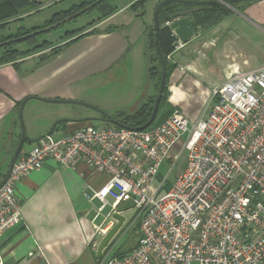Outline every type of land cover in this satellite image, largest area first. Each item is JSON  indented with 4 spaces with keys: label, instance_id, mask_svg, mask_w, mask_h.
Instances as JSON below:
<instances>
[{
    "label": "built area",
    "instance_id": "built-area-1",
    "mask_svg": "<svg viewBox=\"0 0 264 264\" xmlns=\"http://www.w3.org/2000/svg\"><path fill=\"white\" fill-rule=\"evenodd\" d=\"M183 153L184 168L167 188V177L157 179L160 167L172 161L170 173ZM47 160L82 164L105 178L91 196L98 214L109 203L112 209L94 227L99 241L114 226L117 206L133 203L136 246L117 255L112 240L98 264H264V67L229 73L194 122L176 111L141 131L84 123L37 139L0 187V240L21 223L17 184Z\"/></svg>",
    "mask_w": 264,
    "mask_h": 264
},
{
    "label": "crops",
    "instance_id": "crops-1",
    "mask_svg": "<svg viewBox=\"0 0 264 264\" xmlns=\"http://www.w3.org/2000/svg\"><path fill=\"white\" fill-rule=\"evenodd\" d=\"M158 1L155 0V6ZM116 13L48 59L42 61L32 54L17 65H0V181L8 171L20 138L18 108L23 100H26L22 113L28 141L21 151L27 152L37 139L49 135L55 124L53 137L84 124L73 123L66 111L57 106L68 103H53V100L84 102L105 110L104 102L92 100L88 92L117 84L134 87L129 103H121L110 113L116 117L119 112L131 114L146 99V30L136 39L130 25L115 18ZM241 18L262 35L255 51L264 50V0L244 3ZM217 29L202 42L190 40L179 52L183 58L178 63L184 69H178L172 80L171 86H179L173 88L177 92V99L172 97L174 104L184 101L185 106L195 110L202 96H208L209 91L204 93L203 86H219L233 71L250 72L264 67V64L251 67L246 60L241 64H218L209 58L206 52L216 47V41L233 36L230 29L228 33L226 28ZM198 116L195 112L186 113L191 122ZM94 120L107 123L101 118ZM104 180L101 174L82 164L71 169L50 160L40 170L31 172L16 186L21 223L0 240L3 264H98L96 252L100 241L94 227L102 223L96 224L91 205L100 202L91 200V196L92 190H97Z\"/></svg>",
    "mask_w": 264,
    "mask_h": 264
},
{
    "label": "rangeland",
    "instance_id": "rangeland-1",
    "mask_svg": "<svg viewBox=\"0 0 264 264\" xmlns=\"http://www.w3.org/2000/svg\"><path fill=\"white\" fill-rule=\"evenodd\" d=\"M38 1L43 5L42 6L43 8L41 7L39 11H34L35 9L31 10L32 11L31 15L23 16L22 18L17 17L14 19H10L8 21H5V23H2L3 25H0V43L6 42L3 41L5 38L17 34L18 32L21 33L27 30L32 33L36 30L47 27L48 25L50 26L54 23H57L63 20L64 18L83 9L84 7L87 6V4H90L95 0H38ZM137 1L138 0H109L107 4L110 7L109 10L107 11H105L104 8H103L104 10L98 9V6L104 3L105 2L104 1L98 4L97 6H95L94 8H92L91 10L78 16L77 18L61 25L60 27L52 29L46 33L31 38V43L29 41L24 40L23 42L18 44L16 48L18 51L20 50L22 52H26L32 50L34 47L39 49L43 46L42 51L38 50V52H36L37 56H40L45 52L49 53L51 51V50L49 51V49L51 48L54 49L57 46H59L60 42L67 40L71 35L70 33H75V32L77 33V31L86 32L87 30H89V28H93L96 24L102 22L103 20H106V18H108L109 15L110 16L112 15V12L114 14L118 10L120 11L116 13L117 17L115 18H117L118 20H124L125 23L130 25L129 28L132 30V32L135 33V38L136 39L140 38L142 36V31H144L146 27L151 28L153 26V12L155 8V0H148L145 3L144 7L139 6L136 7L135 9H132L131 8L132 5L133 4L135 5ZM227 8L230 10V14L228 16L224 17L221 21H219L214 27L210 29L205 30L203 28L201 29L197 28L194 31L191 41L193 40L195 43L202 42V40L205 39L204 37H206L208 33L214 31L216 28H218L217 30L226 28L227 33H228V29H230L232 31L233 36L229 37V40H225L227 37H223L224 39L221 40L220 42L217 43L216 41L215 42L216 47L209 48V50L206 52L208 57L212 58L218 64H223L225 62H227V64L228 62L229 63L236 62L238 64H241L243 60H246L251 67H257L259 65H263L264 50L261 49L255 51V45L257 47L258 42L262 40V35L258 33L255 29H253L249 24H247L241 18L242 12L237 11L236 9H234L232 6L229 5H227ZM108 13L111 14L105 15ZM132 20H135V22H133ZM110 23L115 24V21H111ZM67 32L70 33L67 35ZM23 36L20 37L18 36L14 39H19ZM174 38L176 39V41L173 45V50L170 54L166 56L168 65L171 67V69L169 70V75L166 82L167 86H165V90L163 93V104L164 103L169 104L172 107V111L167 116L158 113L155 118L156 122H162L166 120L170 115H172L176 111L182 113L185 116L187 112L188 113L195 112L197 116L202 112L205 106L206 99L208 98V96L207 97L205 95L202 96L203 98H201L199 102L196 103L195 110L192 107L185 106V104L183 103L184 101L174 104L173 101L177 99V92L173 88H177L179 86H171L172 80H174L175 76L178 75L177 72L178 69L181 70L184 69L178 63V59L183 58V55L180 56L178 54L184 49V45L183 47H180L177 38L176 37ZM43 41H45L48 44L46 43L43 44L42 43ZM47 45H49L50 47L46 48ZM149 54H150L149 51H147V55ZM9 58L12 59L14 58V56H10ZM226 68H227L226 70H228L229 67ZM156 69L157 71L155 73V76L152 79L147 78L148 81L146 86L147 96L146 99L142 102V104L144 102L147 104L146 111L148 112H150L151 108L153 107L154 98L156 96L157 88L160 81V78H158L159 77L158 66ZM203 87L205 88L204 93L207 91H209L210 93L212 88L216 86H203ZM141 90L143 89L141 88ZM133 92H134V87L122 86L121 84L100 86L98 89L88 92V95L91 97L92 100L95 99L97 101L104 102L105 110L101 109V107L92 106V105L90 106L84 104V102L82 103L78 101H74L75 103L69 105H57V106L61 107V109L66 111L65 115L71 120H73L74 121L73 123L83 122L85 124H90L92 126L100 127V126H104V123L99 122L100 120H94L97 118L102 119V116L99 113V111L101 112L105 111L104 113L110 115L113 109L120 107L121 103L128 104ZM173 96L175 97V100H172ZM138 107L136 108V110L138 109ZM125 111H127V108L125 109ZM123 113L127 114L126 112ZM88 117H93L94 119L86 120ZM22 120L25 128L26 126L23 118V113H22ZM182 138L183 139H181L172 148L171 151L172 156L175 153L180 152L181 147L183 145V141L186 138V134H184ZM185 157L186 154L183 153L180 157V160L174 166L173 170L170 173H169V168L170 165H172V161L164 162L160 167V171L157 179L159 180L161 178L167 177V186L171 184L175 179V176L181 170H183L185 165ZM100 205L101 204H99L98 202H94L91 205V210H93L92 215L93 216L96 215L97 217L96 224L98 225H101V223L103 224L105 218L109 215V213L112 210L109 203L103 209L101 214H98L96 211L97 208L100 207ZM124 218H125L124 225L115 235L116 238L114 237L115 238L113 242L114 252L115 251L123 252L127 248H131L136 240L135 237L137 233L138 223L137 220L134 219V210H129L125 212Z\"/></svg>",
    "mask_w": 264,
    "mask_h": 264
},
{
    "label": "trees",
    "instance_id": "trees-1",
    "mask_svg": "<svg viewBox=\"0 0 264 264\" xmlns=\"http://www.w3.org/2000/svg\"><path fill=\"white\" fill-rule=\"evenodd\" d=\"M108 1L109 0L100 4L98 6V9L104 8L105 11L109 10L110 6H108V4H107ZM147 1L148 0H138L137 3H135V5L133 4L131 8L135 9L136 7H139V6L144 7V5ZM250 3H252V2H247L246 4H250ZM42 6L43 5L38 0H0V25H3L2 23H5V21H8L10 19H14L17 17L22 18L23 16L31 15V12H32L31 10L35 9L34 11H39V9ZM83 6H86V5H83ZM230 6H232L237 11L242 12L243 8H244V3L243 4H239V3L232 4ZM109 14H111V13H108L105 15H109ZM112 14H113V12H112ZM229 14H230V10L227 8V6L220 4V3L214 4V5H209V6H202V7H190V6L180 5V4H169V5L164 6L159 11V13H158L159 48H160V52H161V54L165 60V75H166L165 86H167L166 82H167V78L169 75V70L171 69V67L168 65L166 56L172 52L173 45L176 41V39L173 36V32L170 30L169 27L165 26V23L166 22H172L175 19L187 16V15H192L193 19H194V22H193L194 31L197 28H200V29L203 28V29L207 30V29L214 27L219 21H221L224 17L228 16ZM89 29H91V28H89ZM145 30H146V40H147L146 41V43H147L146 44V51L144 53V58H145V63H146V78L152 79L155 76V73L157 71V69H156L157 66H158V72H159L158 78H160V65H159V61H158V58H157L156 53H155V46H154V35H155L154 27L153 26L151 28L146 27ZM92 31L93 30H90L89 32H92ZM18 33L14 34L12 36H8L3 41H9V40H12L18 36L20 37V36H23V35L31 33V32L25 30L21 33L20 32H18ZM69 33H67V35ZM86 33H88V32H86ZM86 33L83 31H80V32L77 31V33L76 32L70 33L71 34L70 37L65 42L62 41L63 42L62 45H59L54 49H52V48L49 49V51L51 50L49 53L45 52L44 54H41L39 56V58L43 61L45 59H48L51 56H54L62 48H64L66 45H68L70 42L78 39L79 37H81L82 35H85ZM23 41L24 40L14 42V43L5 45V46L0 48V65L7 64V63L17 65V62L22 60L23 58H25L29 55H32V54H36V52H38V50L39 51L43 50V46H42L39 49L34 47L32 50H29L26 52H22L20 50L18 51L16 47L18 44H20ZM25 41H29L31 43V38L27 39ZM42 43L44 44L46 42L43 41ZM46 44H48V43H46ZM49 47H50L49 45L46 46V48H49ZM147 51H149V53H150L149 55H147ZM10 56H14V58L11 59V58H9ZM165 86H164V90H165ZM164 90L162 92V96L160 99L159 109H158L157 114L159 113V114H163V115L167 116L172 111V107L167 103L163 104ZM146 105L147 104L144 102L143 104H141L138 107L137 110H135V112H133L131 114H125L123 112H119L116 115V117H114V118L118 122H120L123 126L132 127V128L141 127L147 122V120L150 116V113H151V111L150 112L146 111V107H147ZM151 110H152V108H151ZM164 121L156 122V120H154L153 123L147 129L156 127V126L160 125L161 123H163ZM167 188H168V186H167ZM138 238H139V235H138V226H137V233H136V237H135L136 240L134 242V245L131 248H127L123 252L115 251V254L123 255L127 252H130L136 246V244L138 242ZM114 239H113V242H114ZM113 242H112V244H113Z\"/></svg>",
    "mask_w": 264,
    "mask_h": 264
},
{
    "label": "water",
    "instance_id": "water-1",
    "mask_svg": "<svg viewBox=\"0 0 264 264\" xmlns=\"http://www.w3.org/2000/svg\"><path fill=\"white\" fill-rule=\"evenodd\" d=\"M104 1H106V0H95L94 2L88 4L86 7H84L83 9H81L78 12L64 18L63 20H61L57 23H54L50 26L36 30V31H34L28 35H25V36L19 38V39H14V40L2 42V43H0V48L5 46V45L14 43V42L33 38L35 36L46 33L52 29L58 28L61 25L65 24V23L77 18L78 16L84 14L85 12L91 10L92 8H94L95 6H97L98 4H100ZM258 1H261V0H162V1H160L155 6L154 12H153V27H154V31H155L154 46H155V53H156V56L158 58L159 65H160V81H159V85L157 88L156 96L154 98V104H153L150 116H149L147 122L143 126L138 127V128L123 126L113 116L99 111V113L102 116V120L107 122L108 124H111V125H114L117 127H121V128H125V129L134 130V131L135 130L141 131V130L148 128L153 123V121L155 120V117H156L158 109H159V103H160V99L162 96V92L164 90L165 78H166L165 60H164V58L160 52V48H159V22H158V13L164 6L169 5V4H180V5H184V6H190V7H202V6H209V5H214V4H218V3L226 5V6L227 5L230 6L232 4H237V3L258 2ZM193 22H194L193 16L187 15V16L175 19L169 25L170 30L176 34L178 42H180L183 45H185L193 37V34H194ZM51 102L60 103V104L61 103H68V104L75 103L74 101H64V100H53ZM25 103H26V100H23L20 103V106L18 108V120H19V124L21 127V134H20V138H19L18 144H17L16 149H15V152L12 156L11 161H10L8 171L5 174V176L3 177V179L0 181V187L5 184L6 180L9 177L11 168H12L14 162L16 161V158L18 157L19 153L21 152L23 145L28 141V139L26 138V135H25V128H24L23 121H22V110H23ZM56 126H57V124H55L51 128V131L49 132V134L52 133L53 129ZM132 208H133V203L131 201L124 202L123 204H120L119 206H117L116 211L111 216V218L114 220L115 224L108 231V233L102 238V240L98 244V248H97V252H96L97 261L100 260L101 255H102V251L113 240L115 235L118 233V231L124 225V223H125L124 213L131 210Z\"/></svg>",
    "mask_w": 264,
    "mask_h": 264
},
{
    "label": "flooded vegetation",
    "instance_id": "flooded-vegetation-1",
    "mask_svg": "<svg viewBox=\"0 0 264 264\" xmlns=\"http://www.w3.org/2000/svg\"><path fill=\"white\" fill-rule=\"evenodd\" d=\"M67 33H69V32H67ZM26 35H28V34H26ZM25 36V35H24Z\"/></svg>",
    "mask_w": 264,
    "mask_h": 264
},
{
    "label": "bare ground",
    "instance_id": "bare-ground-1",
    "mask_svg": "<svg viewBox=\"0 0 264 264\" xmlns=\"http://www.w3.org/2000/svg\"><path fill=\"white\" fill-rule=\"evenodd\" d=\"M188 13V12H187ZM90 35V34H89Z\"/></svg>",
    "mask_w": 264,
    "mask_h": 264
}]
</instances>
